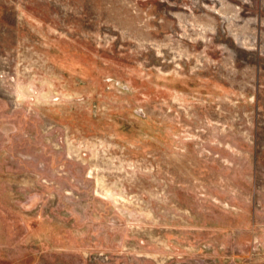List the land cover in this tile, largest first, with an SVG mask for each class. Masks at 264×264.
Returning a JSON list of instances; mask_svg holds the SVG:
<instances>
[{
    "label": "rangeland",
    "instance_id": "1",
    "mask_svg": "<svg viewBox=\"0 0 264 264\" xmlns=\"http://www.w3.org/2000/svg\"><path fill=\"white\" fill-rule=\"evenodd\" d=\"M0 264H264V0H0Z\"/></svg>",
    "mask_w": 264,
    "mask_h": 264
}]
</instances>
